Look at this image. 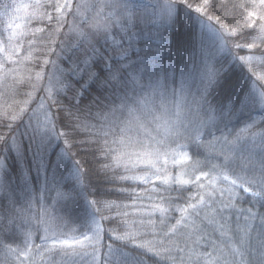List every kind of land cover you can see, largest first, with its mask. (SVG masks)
Wrapping results in <instances>:
<instances>
[{"label":"snow or ice","instance_id":"1","mask_svg":"<svg viewBox=\"0 0 264 264\" xmlns=\"http://www.w3.org/2000/svg\"><path fill=\"white\" fill-rule=\"evenodd\" d=\"M35 8L45 27L32 31L24 54L10 43L15 32L0 46V264H36V256L41 264H264V0H37ZM60 127L87 134L80 144L94 147L103 182L151 185L156 195L138 221L88 181ZM170 161L180 164L176 174ZM116 192L142 200L130 185ZM205 220L226 244L201 228Z\"/></svg>","mask_w":264,"mask_h":264},{"label":"trees","instance_id":"2","mask_svg":"<svg viewBox=\"0 0 264 264\" xmlns=\"http://www.w3.org/2000/svg\"><path fill=\"white\" fill-rule=\"evenodd\" d=\"M196 32H197V34L200 33V27L199 26H197ZM240 54L241 55H248L250 53L247 50H244ZM53 57H51V58L53 59ZM246 71H247V69H246ZM1 78L2 77H0V79ZM3 91H4V89L2 87H0V93H2ZM39 97H40V95H37V101L39 100ZM91 98H92L91 95L87 96L84 99V104L85 105L88 104V102ZM4 99H5L4 97L0 96V106L6 107V105L4 104ZM18 99H19V97H18ZM95 111H96V109L93 106V112H95ZM92 122L95 123L96 121L93 120ZM60 131H69L70 137H71L70 143L73 145L71 147L70 151H71V153L76 154V156H75L76 159H80V160H82V162H86L85 167L89 171L88 181L91 182L93 187L98 188L101 194H103L105 192L113 193L112 195H110L106 198L111 199V200H115L118 203L122 202L123 204L128 205V207L125 210L129 213V217H128L129 220L130 221H132V220L138 221V219L140 218V215H141V213L138 211V209H140L141 207L147 208V206L153 202V201H150L148 199V197L150 195H152V196L156 195L155 193H151L149 191L151 188V185H143V184H138V183H133V182H128L127 184H123L120 182H115V183L103 182L101 179H99L94 174L95 169H97L99 167V165L97 164V157L93 154L94 153V147L90 148V149H85L80 144V141L87 138V134L82 133V132H71L69 129H65L63 127H60ZM189 152H190V157L195 158V149H189ZM120 171L122 172L123 170L121 169ZM110 175H111V173H110ZM88 181H86V183ZM156 184H157V186H159V183H156ZM129 185L132 188H134L137 193L140 194V196L142 197V200L134 201L133 199L128 198L126 194H121V193L116 192V189H118L120 187H129ZM172 195L174 196L175 193H172ZM180 203H183V201H180ZM247 206L248 205H246V204L243 205V207H247ZM156 215L158 216L159 214L157 213ZM172 217L173 218L170 220V223L174 224L175 220L179 218V213L178 212L172 213ZM201 217H203V213L201 214ZM145 219H146V217H145ZM193 219H194V217L189 216L186 220V223L191 224ZM197 222L200 223V221H197ZM200 226H201V228L205 229L208 234H210V237L212 239L217 240L218 244H226L228 242L227 237H221L219 232L213 231L215 225L208 224V222L205 220V221H203V223H200ZM180 230L182 232L190 231V229L185 230L183 228V225L180 226ZM176 239H177V242L180 244V246L183 247L184 246V238L182 236H178ZM201 243H203V241ZM201 250H203V249H201Z\"/></svg>","mask_w":264,"mask_h":264},{"label":"rangeland","instance_id":"3","mask_svg":"<svg viewBox=\"0 0 264 264\" xmlns=\"http://www.w3.org/2000/svg\"><path fill=\"white\" fill-rule=\"evenodd\" d=\"M138 2H148V0H138ZM37 3V0H0V46H4L5 44L9 43V36L12 35L13 32H15L17 35L11 40V44H16L17 42L21 43L23 48L21 50V55L24 54L23 49L28 47V41L32 38V31L36 27H45V25L40 24L37 22V17L33 15V12L35 11H43V8L36 9L35 5ZM25 6H28L25 8ZM19 9V10H18ZM71 19V17L69 18ZM9 23L12 24V28H9ZM16 25H19V27H16ZM64 31H67V28L64 29ZM201 31V29H200ZM205 32V41L209 48L211 50H215L219 46V41L217 40L214 32L209 31L208 29H204ZM41 35V34H38ZM63 39V37H61ZM143 46V40L138 42V47ZM220 56H227L228 53L225 51L223 53H219ZM0 59H3V54L0 53ZM14 60L19 59L18 56L13 57ZM55 59V56L53 57ZM4 63L6 64V67L13 68L16 67L11 61L4 60ZM255 63V61H253ZM2 77V75H0ZM2 80V78L0 79ZM11 78H9L10 82ZM37 95H43V93H37ZM35 107V104L32 106ZM27 120V117L25 118ZM242 126V125H241ZM23 129H21L22 131ZM185 151H188L189 156L190 152L189 149H185ZM177 160H180V157L177 156ZM14 167H15V161L10 160L9 161ZM187 163V162H185ZM180 164L177 163L173 165L170 161L169 164V170L176 174L180 169ZM156 183H159L157 181ZM56 194L55 192L51 193V197H54ZM51 197H48L46 201V206L50 205L52 203ZM41 210V204L39 203H33L32 212L38 213ZM55 209L52 207H49L50 213H55ZM37 226V222L33 221V228L32 230L35 231V228ZM43 231L35 232V235L41 236L43 235ZM35 243L40 244V239H35ZM50 243V242H49ZM46 259H48L46 257ZM36 264H41V261L38 256L35 257Z\"/></svg>","mask_w":264,"mask_h":264}]
</instances>
